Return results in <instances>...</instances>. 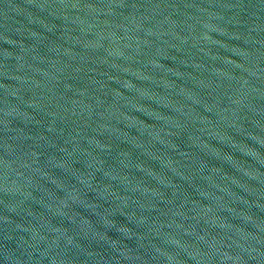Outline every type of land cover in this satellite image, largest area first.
<instances>
[{
	"label": "water",
	"instance_id": "obj_1",
	"mask_svg": "<svg viewBox=\"0 0 264 264\" xmlns=\"http://www.w3.org/2000/svg\"><path fill=\"white\" fill-rule=\"evenodd\" d=\"M0 264H264V0H0Z\"/></svg>",
	"mask_w": 264,
	"mask_h": 264
}]
</instances>
